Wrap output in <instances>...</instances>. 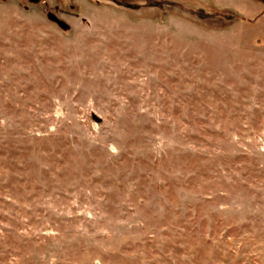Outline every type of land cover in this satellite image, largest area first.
<instances>
[{"label":"rangeland","instance_id":"374dc122","mask_svg":"<svg viewBox=\"0 0 264 264\" xmlns=\"http://www.w3.org/2000/svg\"><path fill=\"white\" fill-rule=\"evenodd\" d=\"M0 264H264V0H0Z\"/></svg>","mask_w":264,"mask_h":264},{"label":"trees","instance_id":"16d2710c","mask_svg":"<svg viewBox=\"0 0 264 264\" xmlns=\"http://www.w3.org/2000/svg\"><path fill=\"white\" fill-rule=\"evenodd\" d=\"M207 15H208V16H206V17H214V16H215V14H213V13H212V14L209 13V14H207Z\"/></svg>","mask_w":264,"mask_h":264}]
</instances>
